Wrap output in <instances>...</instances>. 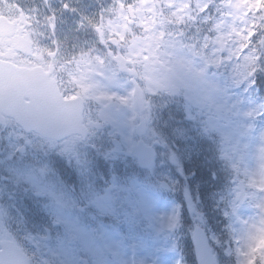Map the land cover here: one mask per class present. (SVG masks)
Here are the masks:
<instances>
[{"label": "rangeland", "instance_id": "374dc122", "mask_svg": "<svg viewBox=\"0 0 264 264\" xmlns=\"http://www.w3.org/2000/svg\"><path fill=\"white\" fill-rule=\"evenodd\" d=\"M107 1L91 28L68 27L74 42L68 57H74L59 64L71 75L74 94L85 99L89 134L49 140L10 124V163L0 169L8 172L0 175V190L17 215L8 218L0 206V236L16 239L23 230L21 248L34 249L26 251L32 264H83L81 257L90 264H187L183 217L169 197L180 194L191 246L194 228L202 226L221 264H231L229 254L252 264L264 233V0H216L213 12L211 0ZM128 4L136 12L132 21ZM112 37L119 39L116 47ZM173 97L184 98L187 116L197 113L205 139L219 137L222 161L229 162L222 170L230 181L214 194L220 225L207 219L186 185L178 150L160 127ZM142 120L147 130L139 136ZM140 139L157 152L155 165L144 170L133 155ZM53 141L61 151L50 162L64 183L77 193L82 176L92 183L85 202L61 201L49 210L21 181L45 187L41 174L24 165L47 156L46 143ZM53 219L61 224L54 227ZM46 228L52 240L42 242Z\"/></svg>", "mask_w": 264, "mask_h": 264}, {"label": "flooded vegetation", "instance_id": "af4514ba", "mask_svg": "<svg viewBox=\"0 0 264 264\" xmlns=\"http://www.w3.org/2000/svg\"><path fill=\"white\" fill-rule=\"evenodd\" d=\"M108 4L107 0H0V59L23 67L40 66L45 71L53 67L54 73L50 75L63 93L70 98L78 95L70 83L71 75L59 68L61 60L74 57V54L68 57L74 45L73 41L68 42V27L77 24L80 29L91 28L97 10ZM10 124L16 125L10 117H0V169L10 163L7 160ZM257 251L253 263L264 264V233Z\"/></svg>", "mask_w": 264, "mask_h": 264}, {"label": "water", "instance_id": "95a60500", "mask_svg": "<svg viewBox=\"0 0 264 264\" xmlns=\"http://www.w3.org/2000/svg\"><path fill=\"white\" fill-rule=\"evenodd\" d=\"M128 12L133 16L132 6ZM48 77L41 68L29 69L7 61H0V113L11 116L26 132L37 131L48 138L63 139L75 133L86 137L89 132L84 125L85 108L82 97L66 99L54 79ZM147 125L142 121L137 133L143 135ZM117 149L121 144L113 140ZM134 156L141 168L155 164L153 147L140 140ZM168 188V184L163 183ZM195 255L198 264H218L214 257L209 238L204 228L197 227L193 234ZM49 239V236L41 238ZM0 264H30V260L14 241L2 242ZM85 264L87 260H84Z\"/></svg>", "mask_w": 264, "mask_h": 264}, {"label": "trees", "instance_id": "16d2710c", "mask_svg": "<svg viewBox=\"0 0 264 264\" xmlns=\"http://www.w3.org/2000/svg\"><path fill=\"white\" fill-rule=\"evenodd\" d=\"M215 2L216 0H211L210 9H212ZM185 105L183 97H173L166 107L163 108V111H161L159 124L164 135L169 138L171 145L178 150L182 161V169H184V177L187 180L186 185L195 191L196 196L202 202L203 211L207 219H211L212 221L215 217L214 223L217 221L216 223L220 225L218 217L222 207L215 203L216 197L214 194L219 191L218 189L221 186V189H224L226 182L230 181V179L225 178L230 172L229 170H222L224 162H222V147L219 137L217 135H208L207 139H205L206 135L202 129V124L198 121L197 113L194 112L195 117L187 116ZM194 109L192 107L193 111ZM180 115L183 116L181 120L178 119ZM171 198L179 205L178 210H181L183 217L180 223V233L182 237H186L184 243L191 248L189 254H184V259H190V261H187V264L188 262L189 264L190 262L195 264L193 248L189 244L191 239L187 228L185 203H182L180 194L179 196L175 194ZM183 228H186V230H183Z\"/></svg>", "mask_w": 264, "mask_h": 264}, {"label": "clouds", "instance_id": "9594fccd", "mask_svg": "<svg viewBox=\"0 0 264 264\" xmlns=\"http://www.w3.org/2000/svg\"><path fill=\"white\" fill-rule=\"evenodd\" d=\"M45 151L48 152L47 156L39 158L36 161L29 160L24 165L29 171L41 174L42 183L45 185L43 188H38L35 185L21 181V185L27 194L35 200L42 202L49 210H51L52 206H56L61 201L71 202L73 204L77 201L85 202L82 198L86 197L87 191L91 187V179L82 176V187L80 192L77 193L74 187L64 183L55 172L50 162L49 157L55 156L61 151L59 145L54 141L46 143ZM0 206L5 208L8 218L12 219L16 217V209L11 207V201L3 195L2 190H0ZM52 222L55 223V220L53 219ZM17 235L21 241H24L22 239L23 230L17 232ZM25 249L28 252L34 251L32 248Z\"/></svg>", "mask_w": 264, "mask_h": 264}]
</instances>
